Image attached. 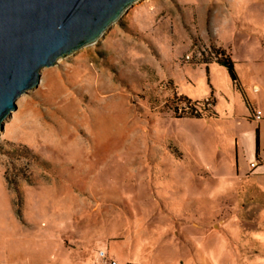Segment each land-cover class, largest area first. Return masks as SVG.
I'll return each instance as SVG.
<instances>
[{"label":"rangeland","instance_id":"rangeland-1","mask_svg":"<svg viewBox=\"0 0 264 264\" xmlns=\"http://www.w3.org/2000/svg\"><path fill=\"white\" fill-rule=\"evenodd\" d=\"M257 97L264 0H138L6 119L0 264H264Z\"/></svg>","mask_w":264,"mask_h":264},{"label":"water","instance_id":"water-1","mask_svg":"<svg viewBox=\"0 0 264 264\" xmlns=\"http://www.w3.org/2000/svg\"><path fill=\"white\" fill-rule=\"evenodd\" d=\"M138 0H0V132L42 71L96 43Z\"/></svg>","mask_w":264,"mask_h":264},{"label":"trees","instance_id":"trees-1","mask_svg":"<svg viewBox=\"0 0 264 264\" xmlns=\"http://www.w3.org/2000/svg\"><path fill=\"white\" fill-rule=\"evenodd\" d=\"M218 58L216 63L220 66L227 69L232 81L236 83L238 88L239 86V80L235 71V63L232 61L231 57L226 54L223 50H217ZM186 101H188V104H191V101H189L187 98H185ZM188 107H191L190 105ZM192 112H195V114H198L200 116V112L197 111V109L192 105V108H190Z\"/></svg>","mask_w":264,"mask_h":264},{"label":"crops","instance_id":"crops-1","mask_svg":"<svg viewBox=\"0 0 264 264\" xmlns=\"http://www.w3.org/2000/svg\"><path fill=\"white\" fill-rule=\"evenodd\" d=\"M260 52L258 51V54H259ZM230 56V55H229ZM231 57V56H230ZM254 90H256V91H260V89H259V86H257V85H254ZM256 102H258V104H253V103H251L250 101H248L249 102V105H248V109H249V111H250V114H251V110H250V108H257V109H259L261 112H262V120L260 121V122H263L264 121V108H262V106H261V104H260V99L257 97L256 98ZM260 163V164H259ZM252 164H255V163H252ZM263 163H261V161H260V157H259V159H258V162L255 164V169L256 168H261V167H263ZM258 176H262L261 174L260 175H258ZM112 262H114V261H112Z\"/></svg>","mask_w":264,"mask_h":264},{"label":"built area","instance_id":"built-area-1","mask_svg":"<svg viewBox=\"0 0 264 264\" xmlns=\"http://www.w3.org/2000/svg\"><path fill=\"white\" fill-rule=\"evenodd\" d=\"M205 104L207 106H212V102L210 100H206ZM255 117H256L257 120H261L262 112L261 111H256ZM99 257H100V259L102 261H105L107 264L109 263L108 257H107L105 252H100ZM111 264H116V263L115 262H111Z\"/></svg>","mask_w":264,"mask_h":264}]
</instances>
